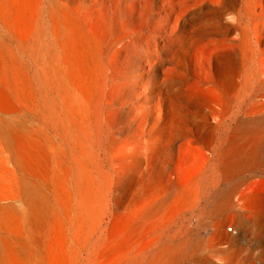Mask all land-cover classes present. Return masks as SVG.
Returning a JSON list of instances; mask_svg holds the SVG:
<instances>
[{
	"label": "rangeland",
	"instance_id": "obj_1",
	"mask_svg": "<svg viewBox=\"0 0 264 264\" xmlns=\"http://www.w3.org/2000/svg\"><path fill=\"white\" fill-rule=\"evenodd\" d=\"M52 1L87 5V22L111 24L102 120L97 128L90 85L51 56L50 31L42 43L28 31L36 0L29 12L0 13V46L10 66V50L20 58L21 90L0 119L41 138V173L67 235L30 244L12 211L0 209V238L9 242L0 264H127L136 256L139 264H209L218 224L249 258L230 264H264L256 236L238 224L264 211V158L249 155L251 111L264 100V0H43L46 26ZM0 86L7 89L1 78ZM13 169L0 147L1 207H20ZM231 194L235 207L217 212ZM255 234L264 237V228ZM163 247L182 254L158 260Z\"/></svg>",
	"mask_w": 264,
	"mask_h": 264
},
{
	"label": "bare ground",
	"instance_id": "obj_2",
	"mask_svg": "<svg viewBox=\"0 0 264 264\" xmlns=\"http://www.w3.org/2000/svg\"><path fill=\"white\" fill-rule=\"evenodd\" d=\"M28 1L30 2L31 0H0V13L2 16L8 15L10 11H12L11 9L13 6L18 8L20 12V9L26 8ZM42 1L43 0H36L39 7L34 15L35 18L34 23H32V28L30 30L28 29V31L35 34L38 42L42 43V38L46 33V29H48L53 42L56 44L52 49L51 56L56 59L58 65L64 64L65 70L69 76L79 85H87V83L90 85L92 91L88 92V98L92 104L95 126L98 128L102 120L104 90L106 87V79L104 77L105 68L102 63V56L104 51L112 45L111 24L102 16L99 18H97V16L95 17L96 14L94 15V17L97 18L95 22H87L88 19L91 18L90 16L87 18L86 13L88 12L85 10L87 5L77 4L79 6L76 5V7H71L69 4L61 3L60 1H52L53 3L51 2V7L48 11L49 24L46 26L43 22L44 10L42 8ZM100 4H102V2ZM35 6L37 5L35 4ZM25 10H27V8ZM29 10L27 11L29 12ZM99 11L102 12H99L101 15L106 12H103L101 9ZM89 13L91 14V12ZM91 16L93 15L91 14ZM18 19L20 20V18ZM23 21H25V19ZM25 26L26 25H24V27ZM114 35H116V30ZM4 49L5 52H9L6 47H4ZM9 53L11 66L6 62L4 51L0 46V78L2 82L7 85V89L0 86V115L9 114L8 106L12 101L19 100L21 95V90L19 88V72L15 65L17 62L20 63V58L15 49L10 50ZM250 116L253 124L251 126L250 122L249 155L256 161L259 158H264V100H259L255 104ZM30 130L32 131L33 129H28V127L26 128V126L13 121L0 119V147H4L6 151L9 152V162L14 167L12 174L15 178L13 184L17 197L15 201H20L19 208L10 205L6 207L0 206V209L12 211L11 215L15 216L18 226L26 233V239L30 244H35L37 241L43 240L51 234H54L58 240H66L67 235L64 220L60 215L57 203L47 194L48 188L45 185V179L41 173L42 164L44 162L41 154V138ZM236 147L237 137L232 135L229 140V160L234 157ZM232 194L230 200L222 203L216 208L217 212L235 207V202L233 200L234 195ZM1 200L2 199H0V202ZM184 204L185 199H179L175 205V209H180ZM161 208L162 207H159L154 211L155 217L159 215ZM238 224L249 234H254L256 236L255 250H260L261 253H264V237H259L255 234L257 229L264 228V211L256 212L253 219L250 221L240 217ZM223 227L222 224L215 226L218 232V238H215V243L209 248L207 255V259L210 261L209 264H218L217 261L222 264H230L239 260H249V258L243 257L242 255L243 243L241 239L224 236ZM229 230L232 232L234 231L232 228ZM233 233H237V231ZM158 240L159 237L154 238V244H158ZM8 243L6 239L0 238V250L9 246ZM176 251L171 252L168 247H163L159 251L160 257L158 260H166ZM181 254V251L176 253L177 256H181ZM139 262L140 257L136 256L129 260L127 264H139Z\"/></svg>",
	"mask_w": 264,
	"mask_h": 264
},
{
	"label": "built area",
	"instance_id": "obj_3",
	"mask_svg": "<svg viewBox=\"0 0 264 264\" xmlns=\"http://www.w3.org/2000/svg\"><path fill=\"white\" fill-rule=\"evenodd\" d=\"M231 229V228H230ZM230 232H232L231 230H229ZM234 232V231H233Z\"/></svg>",
	"mask_w": 264,
	"mask_h": 264
}]
</instances>
